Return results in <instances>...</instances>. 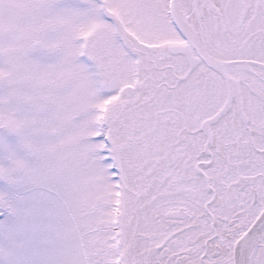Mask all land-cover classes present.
Here are the masks:
<instances>
[{
	"label": "snow or ice",
	"instance_id": "1",
	"mask_svg": "<svg viewBox=\"0 0 264 264\" xmlns=\"http://www.w3.org/2000/svg\"><path fill=\"white\" fill-rule=\"evenodd\" d=\"M0 264H264V0H0Z\"/></svg>",
	"mask_w": 264,
	"mask_h": 264
}]
</instances>
